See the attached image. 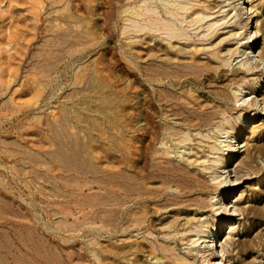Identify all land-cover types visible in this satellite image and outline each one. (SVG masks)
Listing matches in <instances>:
<instances>
[{
    "label": "rangeland",
    "instance_id": "1",
    "mask_svg": "<svg viewBox=\"0 0 264 264\" xmlns=\"http://www.w3.org/2000/svg\"><path fill=\"white\" fill-rule=\"evenodd\" d=\"M176 263L264 264V0H0V264Z\"/></svg>",
    "mask_w": 264,
    "mask_h": 264
},
{
    "label": "bare ground",
    "instance_id": "2",
    "mask_svg": "<svg viewBox=\"0 0 264 264\" xmlns=\"http://www.w3.org/2000/svg\"><path fill=\"white\" fill-rule=\"evenodd\" d=\"M177 1H178V0H177ZM171 3H172V2H171ZM208 4H209V3H208ZM213 4H214V3H213ZM172 6H173V4H172ZM178 6H179V5H178ZM183 8H185V7H183ZM180 10H181V9H180ZM211 10H212V9H211ZM174 11H175V10H174ZM173 16H174V15H173ZM208 21H210V20H208ZM202 24H203V23H202ZM211 26H212V25H211ZM211 26H210V27H211ZM196 28H197V27H196ZM208 28H209V27H208ZM185 160H186V158H185ZM179 195L181 196V194H179ZM215 203H216V202H215ZM215 203L213 204V206H214V205H217V204H215ZM182 226L184 227V229L187 228L186 230H188V229L190 228V223H189V221H185V222L181 225V227H182ZM176 229H177V228H176ZM172 231H173V230H172ZM230 231H232V228L229 230V232H230ZM185 238H186V237H185ZM185 238H183V239H185ZM190 238H191V237H190ZM187 239H189V238H187ZM184 241H185V240H184ZM191 241H192V240H191ZM187 244H188V243H187ZM155 259H156V258H155ZM155 262H156V261H155ZM176 264H181V263H176Z\"/></svg>",
    "mask_w": 264,
    "mask_h": 264
}]
</instances>
